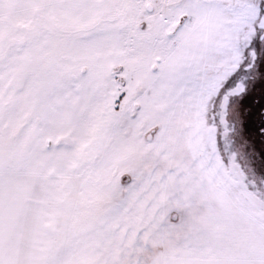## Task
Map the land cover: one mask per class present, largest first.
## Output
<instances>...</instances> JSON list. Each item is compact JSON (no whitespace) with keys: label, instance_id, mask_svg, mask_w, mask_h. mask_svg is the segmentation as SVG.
<instances>
[{"label":"snow or ice","instance_id":"6c2138e0","mask_svg":"<svg viewBox=\"0 0 264 264\" xmlns=\"http://www.w3.org/2000/svg\"><path fill=\"white\" fill-rule=\"evenodd\" d=\"M0 264H264V0H0Z\"/></svg>","mask_w":264,"mask_h":264}]
</instances>
